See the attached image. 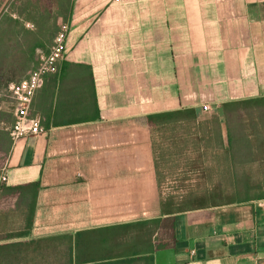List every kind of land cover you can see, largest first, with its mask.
Returning a JSON list of instances; mask_svg holds the SVG:
<instances>
[{"label":"crops","instance_id":"0c3cea01","mask_svg":"<svg viewBox=\"0 0 264 264\" xmlns=\"http://www.w3.org/2000/svg\"><path fill=\"white\" fill-rule=\"evenodd\" d=\"M63 1L57 26L64 24L68 29L65 51L56 64L57 72L44 77L29 108V117L39 120L42 132L11 141L4 135L8 143L0 174L4 169L5 188L38 184L39 194L49 181L73 175L75 165L77 176L91 182L80 157H68L66 164L50 157L48 138L55 131L192 110L214 121L224 154L225 146L240 145L231 124L243 122L244 106L250 107L251 118L258 114L254 120L262 121L264 0ZM44 45L36 46V53L43 47L47 52L48 44ZM35 65L36 61H30L16 73L9 68L3 81L0 74V92L5 83L27 79ZM203 106L208 109L202 110ZM2 137L0 127V145ZM245 138L250 144L251 137ZM231 154L239 156L235 149ZM96 158L86 164L95 177L87 189L91 211L95 210L91 196L99 188L109 186L127 194V187L109 183L119 166L145 172L150 157L143 166L121 162L101 175L95 170ZM54 159L53 169L59 167L55 180L49 171ZM250 194L248 199L218 207L125 219L107 226H130L126 231L132 238L122 246L138 249L132 264H264V190L254 189ZM61 203L58 210L68 202L62 199ZM97 228L73 229L67 234ZM94 238L90 240L97 242ZM117 241L107 237L108 262L118 256L113 245Z\"/></svg>","mask_w":264,"mask_h":264},{"label":"rangeland","instance_id":"374dc122","mask_svg":"<svg viewBox=\"0 0 264 264\" xmlns=\"http://www.w3.org/2000/svg\"><path fill=\"white\" fill-rule=\"evenodd\" d=\"M64 5L63 0H0L2 81L9 76V68L16 73L30 61L34 64L36 61L37 67L40 57L50 52L56 34L64 25L57 26V15L62 13ZM40 44H48V51L45 52L46 47H43L42 52L36 53V46ZM19 104L11 95L3 90L0 92V119L3 120L0 125L3 134L0 164L4 161L8 140L11 141L10 133L19 121L17 111L25 106ZM246 106L240 113L243 124H231L236 144L240 145L232 149L225 146L224 154L219 148V131L214 121L206 119L205 115L184 113L156 121L146 131L141 126L102 125L67 130L54 136L50 157H59L58 163L66 164L68 157L87 143L95 151V170L101 175L114 170L121 162L134 168L143 166L152 152L158 195L171 211L218 207L234 200L231 173L238 177L246 176L257 183L264 182V114L260 115L261 122L254 120L258 114L251 118L250 107ZM245 137H251L252 145ZM257 143L260 145H255ZM234 149L239 156L231 154ZM228 157L235 158L234 166L230 165ZM50 163L49 171L55 180L59 167L53 169V164L56 165L57 160ZM3 187L0 184V245L25 244L11 250L9 264H71L70 258H75L76 251L70 252L69 240L58 238L60 234L43 235L32 230L27 237L16 236L24 231L27 210L19 195L9 194L3 191ZM91 200L95 206L92 212L99 217L106 215L108 219L125 220L133 216V208H128L130 203L122 189L99 188ZM89 238H80V246H85L84 242ZM119 238L127 243L132 237L126 231ZM88 257L95 259L103 257V254Z\"/></svg>","mask_w":264,"mask_h":264},{"label":"trees","instance_id":"16d2710c","mask_svg":"<svg viewBox=\"0 0 264 264\" xmlns=\"http://www.w3.org/2000/svg\"><path fill=\"white\" fill-rule=\"evenodd\" d=\"M37 65V64H36ZM185 114H193L194 111L188 110ZM180 112L148 115L145 117H139L126 121H117L112 123H99L89 126H114L121 127L126 126H141L146 131L150 126L152 127L156 121L172 118L174 116L184 114ZM88 127V126H84ZM83 127V128H84ZM93 128V127H92ZM120 129V128H117ZM64 131H55L48 138V151L54 147V136L60 135ZM95 151L91 149L89 144H82V146L74 152L72 157H80L83 161L81 168L85 170V173L90 176L88 182L86 179L77 176L76 165L74 166L73 175L68 177H61L55 181H49L46 186L43 187L41 193H38L39 185L31 184L24 187L15 189H9L3 187L5 192H15L13 194L19 195L21 201L25 203L27 215L25 219L24 231L18 233V238L29 236L30 232L34 230L36 234L51 235L60 234L58 238H65L69 240L70 252L76 251L74 259L70 258L71 264H129L135 262L138 256V249H131L129 246H122L120 241L121 237L130 226L118 225L110 227V224H116L121 221L120 219H107L102 217H96L88 207L87 189L88 183L95 181V177L91 174L88 167H86L87 161L93 159ZM153 154L151 152L149 163L146 164L145 172L140 170H127L125 167H118L114 174L109 178V183L114 187H127V195L130 202V206L133 208V216L129 220H138L144 217L151 216H164L174 213H180L183 211H171L168 205L162 202L158 195V188L156 183L155 168L153 163ZM230 165L234 160L232 157H228ZM5 161V157H4ZM4 161L1 162L0 167L4 165ZM232 167V166H230ZM85 168V169H84ZM87 169V170H86ZM153 172L151 177L146 178L147 172ZM234 188V200H243L251 197L250 192L254 189L264 190V182L255 184L248 177H238L236 174L231 173ZM240 187V188H239ZM74 194H77L74 196ZM57 196H60L57 198ZM64 199L68 203H63V207L58 210V206L61 200ZM66 204V205H65ZM110 225V226H107ZM136 226V225H135ZM35 227V228H34ZM98 227L92 231L82 230L77 232L74 236L68 235L67 232L73 229H86ZM90 232H93L90 234ZM87 234V235H86ZM92 235L94 239H98L97 242L90 240ZM90 236L85 240V246H80V238ZM107 237L118 240L117 243H113L115 246V252L117 257L115 261L108 262V255L111 254V250H107ZM119 238V239H117ZM97 248H94V245ZM128 245V244H127ZM23 243H10L0 245V258L5 261V264H9L11 257V250L18 247H23ZM128 247V248H127ZM93 254H103V257L92 259ZM105 254V255H104ZM2 256V257H1ZM129 256L132 259H127ZM0 263L3 264V261Z\"/></svg>","mask_w":264,"mask_h":264},{"label":"built area","instance_id":"2783aa9c","mask_svg":"<svg viewBox=\"0 0 264 264\" xmlns=\"http://www.w3.org/2000/svg\"><path fill=\"white\" fill-rule=\"evenodd\" d=\"M67 32V27L63 25L53 40L50 52L45 56L40 57V63L32 70L27 79L18 83H9L3 89V92L11 95L15 101L20 103L19 105H25L23 109H18L17 111L18 115L16 116L19 121L10 133L11 140L20 135L38 134L42 132L39 127V120L37 118H30L28 116V111L35 92L43 85L44 77L57 72L56 64L63 57ZM207 109L208 106L202 107V110L204 111ZM5 181V170L2 169L0 174V184L3 185Z\"/></svg>","mask_w":264,"mask_h":264}]
</instances>
